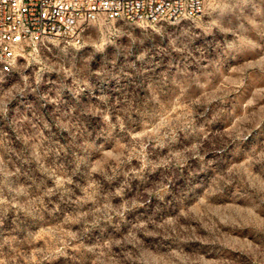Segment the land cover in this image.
<instances>
[{
    "label": "rangeland",
    "instance_id": "rangeland-1",
    "mask_svg": "<svg viewBox=\"0 0 264 264\" xmlns=\"http://www.w3.org/2000/svg\"><path fill=\"white\" fill-rule=\"evenodd\" d=\"M0 264H264V0L21 48Z\"/></svg>",
    "mask_w": 264,
    "mask_h": 264
},
{
    "label": "built area",
    "instance_id": "built-area-1",
    "mask_svg": "<svg viewBox=\"0 0 264 264\" xmlns=\"http://www.w3.org/2000/svg\"><path fill=\"white\" fill-rule=\"evenodd\" d=\"M204 5L205 0H0V72H13L21 48L80 39L102 18L152 24L196 19Z\"/></svg>",
    "mask_w": 264,
    "mask_h": 264
}]
</instances>
